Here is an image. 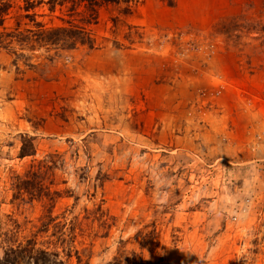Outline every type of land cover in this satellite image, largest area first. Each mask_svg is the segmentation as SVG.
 <instances>
[{
  "label": "rangeland",
  "instance_id": "1",
  "mask_svg": "<svg viewBox=\"0 0 264 264\" xmlns=\"http://www.w3.org/2000/svg\"><path fill=\"white\" fill-rule=\"evenodd\" d=\"M4 1L0 257L264 264V0Z\"/></svg>",
  "mask_w": 264,
  "mask_h": 264
},
{
  "label": "trees",
  "instance_id": "2",
  "mask_svg": "<svg viewBox=\"0 0 264 264\" xmlns=\"http://www.w3.org/2000/svg\"><path fill=\"white\" fill-rule=\"evenodd\" d=\"M33 0H28L27 7L33 6ZM116 2L118 0H105ZM8 4L4 0H0V12ZM33 178V177H32ZM32 178L28 180H22V183H19L15 188L23 189L26 185L31 184ZM22 186V187H21ZM57 255L49 250L43 248H37L36 242L32 238H28L24 243H19L16 246H11L9 249L5 250L4 255L0 257V264H65L63 260H60L56 257ZM106 264H149L147 261L138 260L137 262H130L126 258H120L115 256L112 260Z\"/></svg>",
  "mask_w": 264,
  "mask_h": 264
}]
</instances>
